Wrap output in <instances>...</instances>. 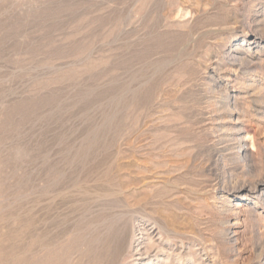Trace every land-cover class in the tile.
Instances as JSON below:
<instances>
[{
    "label": "rangeland",
    "instance_id": "1",
    "mask_svg": "<svg viewBox=\"0 0 264 264\" xmlns=\"http://www.w3.org/2000/svg\"><path fill=\"white\" fill-rule=\"evenodd\" d=\"M102 221L128 256L264 264V0H0V264L45 231L90 264Z\"/></svg>",
    "mask_w": 264,
    "mask_h": 264
},
{
    "label": "bare ground",
    "instance_id": "2",
    "mask_svg": "<svg viewBox=\"0 0 264 264\" xmlns=\"http://www.w3.org/2000/svg\"><path fill=\"white\" fill-rule=\"evenodd\" d=\"M224 102V101H223ZM223 105H226V103H222ZM222 104H220V106L222 107L223 105ZM218 105V104H217ZM219 106V107H220ZM231 106V105H230ZM229 106V104H227V111L226 112H229V113H231V115L227 118V120H226V122L225 123H232V122H237L238 120H239V117H237V116H235L234 115V112L236 111H238L237 109V106L235 105V106H233V107H230ZM215 107H217V106H215ZM208 108V107H207ZM217 109V108H216ZM220 109V108H219ZM240 109V108H239ZM217 112V111H216ZM239 112V111H238ZM243 113V112H242ZM214 115V114H213ZM222 129H223V132H222V134H221V138H219L220 139V141H222V145H218L217 146V144H216V146H214V151L216 152V153H219V154H222L223 156L227 153V154H229V155H231L233 158H241L242 159V157H246L247 156V154H246V152H245V150H247L248 148H246V146H245V143H243L242 141H241V139L243 138L242 136L239 138V140H236V141H234V139H237V136L236 137H234L233 136V134L234 133H237V132H240L241 131V128H238L236 125H234V124H229V125H226V126H224V127H222ZM229 134H231V135H229ZM218 140V139H217ZM220 144V143H219ZM215 152H213V153H215ZM245 152V153H244ZM220 156V155H219ZM222 157V156H221ZM215 160V159H214ZM244 160V159H243ZM247 160V159H246ZM232 161V160H231ZM213 162V161H212ZM240 163H241V160H240ZM245 163V162H244ZM242 164H243V162H242ZM242 166V165H241ZM64 173V172H63ZM51 178V177H50ZM45 180V179H44ZM54 182V181H53ZM55 182H56V180H55ZM60 182V181H59ZM48 183H49V181H48ZM51 183V182H50ZM50 183H49V185H50ZM65 184V183H64ZM44 185V184H43ZM47 184H45V186H46ZM52 185V184H51ZM61 186V185H60ZM62 187V186H61ZM44 188V187H43ZM47 188V187H46ZM52 188V187H51ZM59 188V187H58ZM57 189V188H56ZM54 190V189H53ZM57 191H59V190H57ZM46 194V193H45ZM52 194V193H51ZM59 194V193H58ZM46 195H48V193L46 194ZM58 196V195H57ZM45 196H43V197H41V199L43 200V198H44ZM47 197V196H46ZM49 197V196H48ZM46 199V198H45ZM50 199H52V198H50ZM64 199V198H63ZM48 200V199H47ZM55 200V199H54ZM53 200V201H54ZM56 200H57V198H56ZM59 200H60V198H59ZM106 200V199H105ZM44 201V200H43ZM49 201V200H48ZM45 203H47V201H44ZM50 202H52V201H50ZM56 202V201H55ZM54 202V203H55ZM62 202V201H61ZM100 202H101V198H100ZM42 203V202H41ZM44 203V204H45ZM58 204H59V202H57ZM64 203V202H63ZM96 203V202H95ZM51 204V203H50ZM50 204H49V206H50ZM93 204V203H92ZM92 204H90L91 206H92ZM98 204V203H97ZM96 204V205H97ZM105 204H108V203H104L103 205L105 206ZM41 205V204H40ZM39 205V206H40ZM48 205V204H47ZM46 205V206H47ZM60 205H61V203H60ZM89 205V206H90ZM99 206H100V204H98ZM97 205V206H98ZM102 205V204H101ZM44 205L42 204V207H43ZM48 206V207H49ZM98 206V207H99ZM41 207V206H40ZM45 207V206H44ZM58 207V206H57ZM62 207V206H61ZM60 207V208H61ZM101 207H103V206H101ZM100 207V208H101ZM107 207V206H106ZM51 208V207H50ZM55 208V207H54ZM86 208V207H85ZM47 209V208H46ZM62 209V208H61ZM89 209V208H88ZM92 209V208H91ZM102 209V208H101ZM100 209V210H101ZM106 209V208H105ZM42 210V209H41ZM43 210H45V208H43ZM59 210V209H58ZM90 210V209H89ZM99 210V209H98ZM98 210H96V211H98ZM91 211V210H90ZM53 212H56L55 210L53 211ZM60 212H61V210H60ZM73 212H75L74 210H73ZM87 212H89V211H87ZM104 212H106V211H104ZM103 212V214H105ZM29 213V212H28ZM31 213V212H30ZM29 213V214H30ZM40 213V212H39ZM38 213V214H39ZM45 213V212H44ZM49 213V212H48ZM98 213H100V212H98ZM43 214V213H42ZM50 214V213H49ZM100 214H102V213H100ZM52 215V214H51ZM98 215V214H97ZM109 215V214H108ZM107 215V216H108ZM55 216H57V215H55ZM96 216V215H95ZM102 216H104V217H106V215H102ZM110 216V215H109ZM108 216V217H109ZM32 217V216H31ZM47 217V216H46ZM45 217V218H46ZM54 216H52L51 218H53ZM66 217V216H65ZM93 217V216H92ZM49 218V217H48ZM48 218H46L47 220H48ZM63 219H64V217H62ZM91 218V217H90ZM94 218V217H93ZM100 218V217H99ZM101 218H103V217H101ZM29 219H31L30 217H29ZM42 219V218H41ZM67 219V218H66ZM97 219V218H96ZM109 219V218H108ZM60 220V219H59ZM79 220H80V218H79ZM91 220V219H90ZM95 220V219H94ZM30 221H33L32 219L31 220H29V222ZM42 221H43V219H42ZM55 221V220H54ZM53 221V222H54ZM58 221V220H57ZM67 222H69L70 223V221H68V220H66ZM97 221H99L98 219H97ZM44 222V221H43ZM51 222V221H50ZM28 223V222H27ZM41 223V222H40ZM52 223V222H51ZM62 223V222H61ZM90 223V222H89ZM100 223V222H99ZM39 224V223H38ZM46 224H47V222H46ZM41 225H42V223H41ZM45 225V224H44ZM43 225V226H44ZM56 225V224H55ZM54 225V226H55ZM60 225V224H59ZM67 225V224H66ZM72 225H73V223H72ZM78 225V224H77ZM42 226V227H43ZM117 226H119V225H117ZM121 226V225H120ZM127 226V225H126ZM55 227H57V226H55ZM55 227H53L52 229V231L54 232V229H55ZM64 227H65V225H64ZM68 227V226H67ZM84 227V226H83ZM116 227V226H115ZM36 228V227H35ZM47 228V227H46ZM63 228V227H62ZM94 228V227H93ZM127 228V227H126ZM33 229V228H32ZM44 229V228H43ZM43 229H41V230H43ZM64 229H67L66 227L64 228ZM134 229V228H133ZM141 229V228H140ZM139 229V230H140ZM40 230V231H41ZM50 230V229H49ZM63 230V229H62ZM74 230V229H73ZM126 230V229H125ZM131 230V229H130ZM36 231H37V229H36ZM36 231H34L35 233H36ZM39 231V232H40ZM58 231V230H57ZM75 231V230H74ZM30 232V231H29ZM50 232H51V230H50ZM52 232V233H53ZM56 232V231H55ZM63 232V231H62ZM120 232V231H119ZM119 232H118V229H116V228H114L113 227V225L112 224H110V225H105L104 224V222L102 221V224H100V225H98V226H96L94 229H92L91 230V236H90V242H88V243H90V246H89V249H88V251H86V252H88L87 253V256H88V259L87 260H89V263L90 264H120V262H126L127 260H128V258L129 257H132V260H130V261H128V262H126V264H163V262L162 263H159V262H154V260L153 259H151L150 258V256H148V254H149V252H151L150 250L152 249V247L154 246V244H153V240L152 239H150L149 240V242H148V244L146 243V245L145 246H142V242L140 241V238L138 237V238H136V236L134 237V240H133V243H134V246H133V252H132V255H130V256H128V255H126L125 253V250L127 249H125L124 250V237H122L120 234H119ZM28 233V232H27ZM44 234H43V238H42V241H40V246H41V250H40V248H39V250L40 251H42V256H41V261L43 262V264H49V262H51V264H59V261H58V259L61 257H59V235H61V232H60V234H59V232H56L54 235L53 234H51V239L48 237V235H47V233H46V231L45 232H43ZM76 233V232H75ZM142 233V232H141ZM32 234V233H31ZM37 234V233H36ZM64 234H65V232H64ZM66 234H68V232L66 233ZM144 234V233H143ZM29 235V234H28ZM34 235V234H33ZM37 235H39V234H37ZM36 235V236H37ZM52 235H53V237H52ZM63 235V234H62ZM79 235V234H78ZM35 236V237H36ZM124 236V235H123ZM150 236V235H149ZM42 237V236H41ZM60 237H62V236H60ZM64 237V236H63ZM31 239H32V237H30ZM85 238V237H84ZM131 238H133V237H131ZM150 238V237H149ZM61 239H63V238H61ZM60 239V240H61ZM69 239V238H68ZM86 239H87V237H86ZM130 239V238H129ZM128 239V240H129ZM141 239H142V237H141ZM14 240V239H13ZM71 241H72V239H70ZM146 240H147V238H146ZM152 240V241H151ZM39 241H37V242H39ZM75 241V240H74ZM84 241V240H83ZM36 242V243H37ZM144 242V241H143ZM24 243H26V242H24ZM62 243H63V241H62ZM83 243H85V242H83ZM129 243H130V241H129ZM16 244V243H15ZM29 244V243H28ZM28 244H27V246H28ZM34 245H35V241H34V243H33ZM78 244V243H77ZM127 244V243H126ZM31 245V244H30ZM36 245H38V244H36ZM79 245V244H78ZM85 245V244H84ZM23 247V246H22ZM26 247V246H25ZM127 247H128V245H127ZM31 248H32V245H31ZM35 248V247H34ZM38 248L36 249V250H38ZM79 248H80V246H79ZM86 249H87V247H85ZM155 248V247H154ZM21 249V248H20ZM64 249H66V248H64ZM74 249V248H73ZM132 249V248H131ZM27 250V249H26ZM29 250V249H28ZM35 250V251H36ZM34 251V250H33ZM34 251V252H35ZM76 251V250H75ZM130 251V250H129ZM24 252V251H23ZM28 252V251H27ZM34 252H33V254H34ZM85 252V253H86ZM25 253H26V251H25ZM29 253V252H28ZM27 253V254H28ZM31 253V252H30ZM37 253V252H36ZM14 254V253H13ZM12 253H11V255H13ZM32 254V255H33ZM64 254V253H63ZM84 254V253H83ZM16 255V254H15ZM17 255H18V253H17ZM24 255H26V254H24ZM74 255H75V253H74ZM80 255V254H79ZM86 255V254H85ZM84 255V256H85ZM30 256V255H29ZM8 257V256H7ZM10 257L11 256H9V259H10ZM27 257V256H26ZM25 257V258H26ZM32 257V256H31ZM31 257H29V258H31ZM39 257V256H38ZM77 257V256H76ZM16 257H14V259H15ZM19 258V257H18ZM75 258V257H74ZM87 258V257H86ZM8 259V258H7ZM20 259V258H19ZM80 259V258H79ZM84 259V258H83ZM146 259L148 260V262H145L146 261ZM13 260V259H12ZM11 260V261H12ZM18 260V259H17ZM17 260H15L16 261V263L17 262H19V261H17ZM25 260H27V259H25ZM24 260V261H25ZM69 259H67V260H65V261H68ZM76 260V259H75ZM85 260V259H84ZM9 262H10V260H8ZM32 261H33V259H32ZM64 261V262H65ZM81 261V260H80ZM13 262H14V260H13ZM26 262H24L23 264H25ZM28 263V262H27ZM30 263V262H29ZM80 263H82V262H80ZM15 264V263H14ZM34 264V263H33ZM62 264V263H61ZM72 264V263H71ZM77 264V263H76ZM85 264H86V262H85ZM88 264V263H87ZM164 264H170V262H165Z\"/></svg>",
    "mask_w": 264,
    "mask_h": 264
}]
</instances>
